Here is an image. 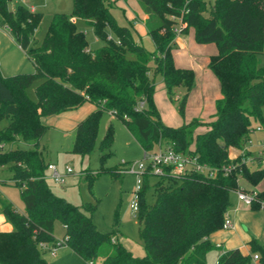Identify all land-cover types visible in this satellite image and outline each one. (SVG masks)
<instances>
[{
    "label": "trees",
    "instance_id": "obj_1",
    "mask_svg": "<svg viewBox=\"0 0 264 264\" xmlns=\"http://www.w3.org/2000/svg\"><path fill=\"white\" fill-rule=\"evenodd\" d=\"M72 2L70 14L54 13L41 43L35 45L32 37L41 14L22 3L11 9L10 0H0L1 18L36 67L34 72L0 73V144L19 141L29 146L0 149V166L9 165L25 207L24 213L19 212L0 194V212L13 227L0 232V263L47 264L46 251L38 244L56 242L54 223L59 220L64 226L65 245L88 263L205 264L206 253L214 248L208 237L222 228L232 206L231 193L241 189L238 180L244 178L256 185L264 178V165L252 169L241 157L230 158L228 154L231 146L245 143L253 124L264 126V65L258 58L264 54V0H213L209 7L205 0H137L147 16L144 25L153 51L136 41L130 25L117 22L110 2ZM76 17L92 27L96 38L103 41L101 46L89 48ZM172 17L186 24L182 33L193 28L197 43L212 42L217 47L208 67L219 81L221 98L216 101L208 130L199 134L195 133L202 125L198 120L179 127L163 124L153 101L158 79L164 82L170 100L181 86L184 92L178 111L182 114L194 86V72L173 62L171 49L176 36L172 27L176 20ZM37 79L36 99L32 100L27 88ZM86 101L94 103L96 109L78 123L72 152H91L106 111L127 127L143 151H155L161 142L177 151L192 152L211 167L234 165L228 174L219 171L213 177L196 172L180 179L168 172L163 176L144 174L136 211L145 251L141 257L117 240V217L116 227L100 231L92 221L95 205H73L46 182L49 162L39 146L48 127L40 117ZM139 101H145L142 109L137 108ZM109 143L108 131L101 148ZM104 171L113 177L121 175L119 168ZM150 188L151 202L147 199ZM256 196L264 199V190ZM251 208L259 205L253 203ZM248 243L251 253L244 254L238 248L225 250L217 264H254V253L259 256L257 264H264V247L254 238Z\"/></svg>",
    "mask_w": 264,
    "mask_h": 264
},
{
    "label": "rangeland",
    "instance_id": "obj_2",
    "mask_svg": "<svg viewBox=\"0 0 264 264\" xmlns=\"http://www.w3.org/2000/svg\"><path fill=\"white\" fill-rule=\"evenodd\" d=\"M106 1L112 4L111 11L117 22L122 25H129L120 8L113 1ZM205 1L208 7L213 3V0ZM21 3L28 6L31 3L36 11L41 14L40 22L32 37V43L35 45L41 43L54 13L70 14L73 4L72 0H32L29 3L25 0H10L9 6L11 9H15ZM75 19L77 27L85 33L88 46L91 49L98 48L103 44V41L96 39L92 27L83 18L76 17ZM0 30H4L8 34L11 33L2 21L0 22ZM141 43L148 51H153L152 40L149 36ZM0 54L2 59H4L5 69H8L13 62L16 65L21 64V67L18 68L19 71L14 74L35 71L33 64L25 56V53L19 52L17 47L11 45L9 38L2 34H0ZM258 58L260 64L264 65V54H259ZM1 73L4 74L2 71ZM38 82L39 79L35 80L27 88V95L32 100L36 99L34 88ZM170 101L175 103L174 105L178 108V102L175 97ZM262 115L264 117V107L262 108ZM2 124H5V121ZM256 127L259 126L253 124V129L249 133L250 144L246 142V146H248L251 156L255 157L260 153L264 157V126L260 125V131H257ZM108 131L110 133V143L102 149V140ZM73 141V135H64V133L55 129H49L42 137L39 150L43 152L45 160H51L56 163L60 171L65 169V166L72 168V174L66 177L63 185L55 184L50 178V172L46 170L48 186L53 192L64 197L73 205L79 207H84L87 204L95 205V209L92 212V221L100 231L109 232L116 227L115 219L117 217V240L134 256H143L145 251L138 235L136 212L130 208L131 200L136 190L137 175L122 172L124 166L122 162L131 163L142 159L143 149L127 127L117 117L106 111L101 115L95 142L90 153L82 155L72 152ZM15 146L29 148L25 142L17 141L16 143L6 144V149ZM230 150L237 149L232 147ZM103 154L105 155L101 159ZM248 166L255 169L258 165L253 161L249 162ZM116 168L121 169V175L118 177H113L110 173L104 171ZM89 175L95 176V178L90 179ZM11 177L12 171L9 165L0 166V193L10 200L19 212L24 213L25 207L19 188ZM153 182L154 178L151 179V184ZM245 184H247L246 181L242 180L241 185ZM257 188H264V178L259 182ZM152 192V188L147 192L149 202L153 201ZM235 198L236 194L232 192L231 201L233 206L236 205L237 198ZM258 210L262 211L260 208ZM63 234L64 226L59 220H56L53 231L55 241L62 240ZM46 262L47 264H89L68 249L66 245L59 247L55 256L48 253ZM95 264H98V261Z\"/></svg>",
    "mask_w": 264,
    "mask_h": 264
},
{
    "label": "crops",
    "instance_id": "obj_3",
    "mask_svg": "<svg viewBox=\"0 0 264 264\" xmlns=\"http://www.w3.org/2000/svg\"><path fill=\"white\" fill-rule=\"evenodd\" d=\"M25 1L29 3L32 0ZM113 2L120 8L122 14L128 20L136 41H144V39L149 36L144 25L147 16L140 8L137 0H114ZM29 4V6H26L33 8V10L36 11L35 7L31 3ZM1 21L6 25L0 16V22ZM74 21L76 22V19H74ZM7 29L10 30L8 27ZM0 34L8 37L11 45L17 47L19 52L25 53V51L14 40L12 33H9L10 36L8 32L0 30ZM216 53L217 47L215 43H197L195 41L193 28H189L187 33H182L174 38L171 49L174 65L178 68L191 69L194 72V86L187 95L184 111L181 114L179 113L177 106L174 105L175 103L168 98L164 82L161 79L156 81L153 101L163 124L171 127H179L193 120H198L202 125H199L196 128L195 133L199 134L208 130L207 124L213 120L216 112V101L221 98L219 81L208 67L210 57ZM25 56H27L26 53ZM28 59L33 64L35 68L34 70H36L32 60L30 58ZM4 64V59H2V55L0 54V73L2 71L4 73H1L3 76L11 75L12 73L14 74L15 72H18V68L21 67V64L16 65L13 62L8 69H5ZM183 92V87L180 86L176 88L175 98L177 102ZM95 109L96 105L94 103L86 101L76 108L57 114L42 116L40 117V122L47 126L48 130L55 129L61 131L64 135L75 136V129L78 123ZM256 130L260 131L261 128L257 129L256 127ZM247 139H249V136ZM243 146L244 144L241 147H234L237 150L232 151L230 149L233 146H231L229 148L230 151L228 150L229 157H236L239 154V148L241 151ZM250 154L251 153L249 152V155ZM257 157L258 156L254 157V162H256L257 165H264V157H262V155L259 158ZM48 162L54 163L51 160H48ZM54 164L56 165V163ZM62 171H64V169ZM242 180L246 181L247 184L241 185ZM238 183L240 188L246 191L258 192L264 190V188H257L259 183L252 185L244 178H240ZM227 213L233 225L231 228L218 229L209 235L208 239L211 244L214 245V248L206 253L205 264H217L219 256L225 250L238 248L244 254L251 253V247L248 242L252 238L256 239L264 247V212L244 206L243 204H238L236 199V205H232ZM12 229V224L8 222L5 216L0 212V232H9ZM66 247L70 249L68 246ZM58 250L59 248L56 250L55 254ZM45 251L46 253L44 257L46 259V255L48 253L50 254V252L47 250ZM55 254L53 256H55Z\"/></svg>",
    "mask_w": 264,
    "mask_h": 264
},
{
    "label": "built area",
    "instance_id": "obj_4",
    "mask_svg": "<svg viewBox=\"0 0 264 264\" xmlns=\"http://www.w3.org/2000/svg\"><path fill=\"white\" fill-rule=\"evenodd\" d=\"M30 9L33 10V8ZM173 19L176 20V24L172 27V30L175 33V36H179L182 34V30L186 27V24L182 21L181 18ZM144 106L145 101H139L137 103L138 109H142ZM257 129H260V127H257ZM246 142L249 143V139L245 141L241 151L239 148V154L234 158L241 157L242 161L248 164L249 162L254 161V157L249 155ZM0 149L6 150V144H0ZM257 156V158H259L261 157V154L259 153ZM122 163L124 164L122 170L124 173H133L137 175L136 190L130 204V208L134 212L137 211V191L141 188L142 176L146 173L155 176H163L168 172L171 176L180 179L181 177H183V175L191 172L202 173L212 177L215 176L219 171L224 174H228L231 168H234V165L222 166L220 167V169L211 167L205 163H201L198 160L197 155L193 154L192 152L177 151L173 149L171 145L162 144L161 142L158 143L155 151L150 152L144 150L142 159L131 163ZM47 169L50 172V178L57 185H63L66 181V177L72 174V168L70 166H65L64 171H60L54 163H48ZM256 192L257 191L248 192L242 189L234 191L238 204H243L250 207L253 203H257L259 205V208L264 212V199L260 200L259 198H257ZM232 225L233 224L229 218V215L226 212L222 228H231ZM62 245H65L64 239L55 242L53 245L40 242L38 244V247L42 250H47L50 252V254L54 255L56 250ZM258 259L259 256L257 253L252 254V261L254 264H257ZM89 264L92 263L90 262Z\"/></svg>",
    "mask_w": 264,
    "mask_h": 264
},
{
    "label": "water",
    "instance_id": "obj_5",
    "mask_svg": "<svg viewBox=\"0 0 264 264\" xmlns=\"http://www.w3.org/2000/svg\"><path fill=\"white\" fill-rule=\"evenodd\" d=\"M1 264V263H0Z\"/></svg>",
    "mask_w": 264,
    "mask_h": 264
}]
</instances>
